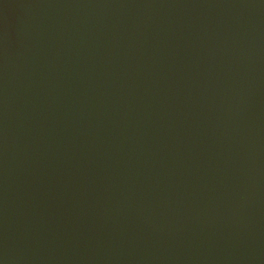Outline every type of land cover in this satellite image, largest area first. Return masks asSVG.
<instances>
[{
    "label": "water",
    "instance_id": "1",
    "mask_svg": "<svg viewBox=\"0 0 264 264\" xmlns=\"http://www.w3.org/2000/svg\"><path fill=\"white\" fill-rule=\"evenodd\" d=\"M0 264H264V0H0Z\"/></svg>",
    "mask_w": 264,
    "mask_h": 264
}]
</instances>
